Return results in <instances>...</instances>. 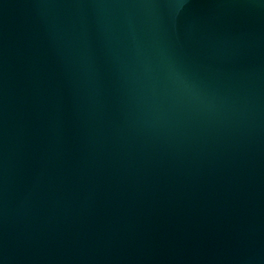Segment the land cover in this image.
<instances>
[{
    "label": "water",
    "instance_id": "95a60500",
    "mask_svg": "<svg viewBox=\"0 0 264 264\" xmlns=\"http://www.w3.org/2000/svg\"><path fill=\"white\" fill-rule=\"evenodd\" d=\"M0 264H264V0H0Z\"/></svg>",
    "mask_w": 264,
    "mask_h": 264
}]
</instances>
